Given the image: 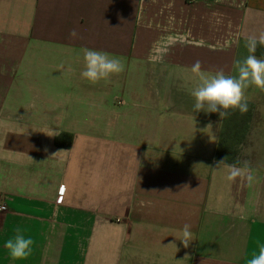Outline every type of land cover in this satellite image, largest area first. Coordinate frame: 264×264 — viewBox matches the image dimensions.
<instances>
[{
    "label": "crops",
    "instance_id": "1",
    "mask_svg": "<svg viewBox=\"0 0 264 264\" xmlns=\"http://www.w3.org/2000/svg\"><path fill=\"white\" fill-rule=\"evenodd\" d=\"M254 42L264 0H0V264H264Z\"/></svg>",
    "mask_w": 264,
    "mask_h": 264
},
{
    "label": "trees",
    "instance_id": "2",
    "mask_svg": "<svg viewBox=\"0 0 264 264\" xmlns=\"http://www.w3.org/2000/svg\"><path fill=\"white\" fill-rule=\"evenodd\" d=\"M252 53L264 60V43L254 42ZM251 103L229 99L226 101L224 115L219 134L215 161L229 165H237L240 151L246 143L249 124L253 114ZM69 135L63 133L54 139V145L61 148H69L71 140ZM65 138H67L65 140Z\"/></svg>",
    "mask_w": 264,
    "mask_h": 264
},
{
    "label": "built area",
    "instance_id": "3",
    "mask_svg": "<svg viewBox=\"0 0 264 264\" xmlns=\"http://www.w3.org/2000/svg\"><path fill=\"white\" fill-rule=\"evenodd\" d=\"M7 211V206L4 203L3 197L0 195V213H4Z\"/></svg>",
    "mask_w": 264,
    "mask_h": 264
}]
</instances>
